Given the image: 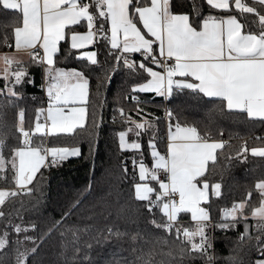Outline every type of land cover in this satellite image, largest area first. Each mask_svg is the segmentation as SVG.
<instances>
[{
  "label": "snow or ice",
  "instance_id": "snow-or-ice-1",
  "mask_svg": "<svg viewBox=\"0 0 264 264\" xmlns=\"http://www.w3.org/2000/svg\"><path fill=\"white\" fill-rule=\"evenodd\" d=\"M257 2L264 7V0ZM206 4L212 10L231 11L234 7L241 15L253 14L256 19L251 23L258 24L259 30L254 31L242 24L236 15H213L209 12L206 15L198 13L192 18L188 13L174 11L173 0H0V7L22 16V26L13 29L15 49L26 50L29 63L44 66L47 93V108L35 109L34 127H24L26 110L18 109L16 130L20 146L11 149L8 159L3 153L5 138L0 137V179H9L5 173L10 164V180L15 185L14 188H0V206L21 194H30L33 189L29 185L41 166H52L80 154L78 148L33 146L36 134L73 133L78 126L84 125L89 116V78L85 71L56 66L54 57L59 53L61 41H70L72 49L80 50L86 45H94V38L103 37L110 45V54L113 50L122 53L115 59L117 62L123 60L129 69L137 65L128 59V54L142 53L145 59L139 63V68L150 78L144 83L134 84L133 91H153L170 97L174 89H188L205 97L218 98L229 111L264 120V12L242 0H234V4L231 0H206ZM84 21L87 22L85 32L71 27ZM3 43L8 45L7 36ZM78 58H86L92 65L99 63L95 51H80ZM149 59L163 71L148 67L146 61ZM25 65L26 62L17 58L15 52L0 53V78L5 81L0 96L6 95L9 104L22 98L16 86L25 81L33 83ZM107 71L114 73L116 67ZM119 111L121 114L124 112L122 108ZM166 114L171 121L172 110L167 109ZM90 115L93 127L98 128L102 116L98 120L95 110ZM125 123L134 127L118 133L120 148L140 149V143L137 140L128 142L126 135L135 131L139 136V130L150 127V122H137L128 117ZM167 139L165 153L157 150L154 139H149L150 167L143 156L139 162L132 161L139 176L138 182L133 176L135 199L142 202L143 208L153 217L150 224L166 233L174 232L175 239L179 240L177 250L169 249L166 255L173 259L179 256L181 260L186 255L190 258L200 255L211 262L213 256L209 249L212 243L207 234L212 219L211 204L202 206V202L210 200L209 188L214 197H221L222 192L221 184L210 186L204 174L208 161L216 160V150H223L225 142L202 136L195 126L182 125L179 121L174 126L169 124ZM247 151L241 147L236 156L243 159L241 154ZM250 151L255 156L264 157V147H253ZM48 157L50 159L46 160ZM123 171L127 174L126 167ZM254 187L261 199L259 206L251 207L249 215L256 220L251 227L261 234L254 239L264 253V179L257 180ZM247 206L245 198L233 202L231 207L222 208L221 222L215 227L228 230L244 220V232L240 233V238L247 237L251 241L253 237L249 235L250 225L245 215ZM181 213H190L194 222L191 227L180 224L178 215ZM5 215L0 211V218ZM9 227L15 233H21L28 227L34 229L36 225L22 227L20 223L9 221ZM8 235L7 231L0 235V249L9 244ZM157 241L167 244L163 237H157ZM25 257L26 253L18 252L16 264H25ZM255 264H264V259L257 260Z\"/></svg>",
  "mask_w": 264,
  "mask_h": 264
},
{
  "label": "trees",
  "instance_id": "trees-1",
  "mask_svg": "<svg viewBox=\"0 0 264 264\" xmlns=\"http://www.w3.org/2000/svg\"><path fill=\"white\" fill-rule=\"evenodd\" d=\"M242 1L264 12V7L257 0ZM173 5L174 11L188 13L192 18L198 13L206 15L209 12L213 15H236L242 24L254 31L259 30L258 24L251 23L256 19L253 14L241 15L234 7L231 11L212 10L206 0H173ZM21 25L22 16L18 12L0 7V51L13 49V29ZM71 27L84 32L87 22ZM5 36L8 37V48L3 43ZM94 40V45L80 50L72 49L70 41H61L59 53L54 57L56 66L85 71L89 78V116L84 125L70 134L47 137L36 134L33 137L34 145L77 147L80 154L55 165L41 167L29 185L33 189L30 194H21L0 206V211L6 214L0 218V235L5 231L9 233V244L0 249V264H16L18 252L26 253L25 264H255L257 259H264V253L254 239L261 234L251 227L256 220L249 215L251 207L259 206L261 199L254 186L257 180L264 179V157L253 155L250 149L264 147V120L229 111L218 98L205 97L188 89H174L172 96L166 99L154 93L133 91L134 84L144 83L149 78L147 72L139 68V63L145 59L142 53L128 54V59L137 65L129 69L123 60L117 62L115 59L122 53L113 50L110 54V45L103 37ZM83 50L95 51L99 63L92 65L86 58H78ZM19 59L26 62L33 83L25 81L16 86L22 98L13 104L8 103L6 95L0 96V137L5 138L3 153L6 159L11 157L13 147L20 146L16 130L18 109L26 110L24 127L30 129L34 127L35 109L44 105L43 65L29 63L27 54ZM146 63L148 67H156L150 59ZM113 66L116 67L114 73L107 71ZM101 83L102 87L99 86ZM4 84L0 78V89ZM121 108L125 119L119 117ZM167 109L173 112L171 121L166 114ZM93 110L98 120L102 116L98 128L93 127L90 115ZM128 117L137 122L147 120L151 124L140 129L139 136L135 131L127 133L129 141L140 143V149L122 150L119 146L118 133L134 127L125 123ZM177 121L182 125L195 126L202 136L214 140L225 142L232 134L235 135L230 144L225 143L223 150L217 149L216 160L207 164L204 174L210 186L220 183L222 192L221 197H214L209 188L210 200L202 202V206L211 204L212 219L207 228L212 243L209 249L213 256L211 262L200 255L191 258L186 255L183 260L179 256L173 259L166 255L169 249L177 250L179 240L175 239L174 232L166 233L150 224L153 217L134 196L133 176L136 182L139 178L132 161L139 162L143 156L150 167L149 139H154L157 150L163 152L166 129ZM241 147L249 150L241 154L243 159L236 156ZM10 167L9 164L5 173L9 179H0V188L15 187L10 180ZM125 167L127 174L123 171ZM245 198L248 200L245 215L250 225L249 235L253 237L251 241L247 237L240 238V233L244 232V220L228 230L215 227L221 222L222 208L231 207L233 202ZM182 214L178 217L180 224L191 227L194 222L187 214ZM157 218L162 219V216ZM9 221L20 223L22 227L30 224L36 227L15 233L9 227ZM157 237L166 239L167 244L158 242Z\"/></svg>",
  "mask_w": 264,
  "mask_h": 264
},
{
  "label": "crops",
  "instance_id": "crops-1",
  "mask_svg": "<svg viewBox=\"0 0 264 264\" xmlns=\"http://www.w3.org/2000/svg\"><path fill=\"white\" fill-rule=\"evenodd\" d=\"M231 2H233V4H234V0H231ZM243 2V1H242ZM244 3V2H243ZM22 26V25H21ZM138 26H140V27H142L141 25H138ZM87 31V30H86ZM85 32V31H84ZM109 35H110V33H109ZM88 46H90V45H86L85 47H88ZM158 47V46H157ZM42 51V50H41ZM83 51H93V50H83ZM13 52H15L16 53V55H17V58H20V57H25V55L27 54L26 53V50H22V51H17L16 49H15V40L13 41V49L12 50H3V51H0V53H13ZM156 65V64H155ZM154 70H156V71H163V69L162 68H160L159 66H157L156 65V67H152ZM43 71H44V66H43ZM150 78V77H149ZM148 78V79H149ZM44 82H45V87H46V78H45V74H44V80H43ZM137 91H139V90H137ZM145 92H148V93H154L155 95H158L157 93H155V92H153V91H145ZM158 96H161V95H158ZM164 99H166L167 97H164V96H162ZM172 130L174 131L175 130V128L173 127L172 128ZM166 131L167 132H165V147H164V151L163 152H161V153H165L166 151H167V143H168V139H167V137H168V132H169V127L166 129ZM48 135H45V137H47ZM126 140H128V142H131V141H129V139L127 138V135H126ZM212 140H214V139H212ZM33 146H35L34 144H33ZM44 147H47V148H50V147H56V146H49V145H47V144H44L43 145ZM77 148V147H76ZM130 150V149H129ZM217 151V150H216ZM216 154V153H215ZM47 159H50V157H48V158H46V160ZM211 161V160H210ZM210 161H208V163L210 162ZM207 163V164H208ZM41 167H43V166H41ZM207 167V166H206ZM137 174H138V169H137ZM138 178H139V176H138ZM183 214H185V213H183ZM182 214V215H183ZM180 215V214H179ZM179 215H178V217H179ZM187 215H188V217L190 218V220H191V216H190V213H187Z\"/></svg>",
  "mask_w": 264,
  "mask_h": 264
},
{
  "label": "built area",
  "instance_id": "built-area-1",
  "mask_svg": "<svg viewBox=\"0 0 264 264\" xmlns=\"http://www.w3.org/2000/svg\"><path fill=\"white\" fill-rule=\"evenodd\" d=\"M9 45V44H8ZM8 45H5L6 48H8ZM8 50V49H7ZM43 100H44V105L47 103V93H46V87H45V82H43ZM43 105V107H44ZM119 117L121 119H125L123 114H120ZM35 123V122H34ZM235 137L234 134H232L229 138L225 139V143L230 144L231 140Z\"/></svg>",
  "mask_w": 264,
  "mask_h": 264
},
{
  "label": "rangeland",
  "instance_id": "rangeland-1",
  "mask_svg": "<svg viewBox=\"0 0 264 264\" xmlns=\"http://www.w3.org/2000/svg\"><path fill=\"white\" fill-rule=\"evenodd\" d=\"M42 108H45V109H46V108H47V103H46V104L44 105V107H42ZM69 148H70V147H69ZM71 148H76V147H71ZM69 157H70V156H69ZM257 260H259V259H257ZM257 260H256V261H257Z\"/></svg>",
  "mask_w": 264,
  "mask_h": 264
}]
</instances>
